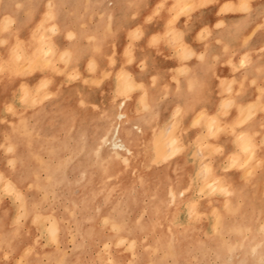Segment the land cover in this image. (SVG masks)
Listing matches in <instances>:
<instances>
[{"label": "rangeland", "instance_id": "374dc122", "mask_svg": "<svg viewBox=\"0 0 264 264\" xmlns=\"http://www.w3.org/2000/svg\"><path fill=\"white\" fill-rule=\"evenodd\" d=\"M54 1L59 5L0 0V264H264V179L257 181L250 168L240 188L226 181L233 191L229 194L203 183L216 176L211 169L207 175L198 163L219 152L215 146L209 149L206 120L197 113L194 125L203 123L205 132L193 139L195 149L186 152L177 112L167 127L145 115L140 97L141 109L131 108L133 92L142 89L128 88L121 72L134 61L132 45L123 50L119 65L115 45L107 47L113 43L97 45L95 27H105L104 38L113 36L116 1ZM124 2L120 27H133L126 32L131 43L146 24L175 27L181 15L186 20L191 12L171 0L168 19L158 25L167 0L155 1L144 15L151 1ZM237 2L247 14L245 23L254 27L249 38L264 31V14L253 15L248 0ZM231 7L227 1L221 11ZM59 17L66 27H82L87 34L82 48L75 29L69 38L83 59L79 55L75 62L77 53L61 54L56 46L54 54L45 52L52 34L48 30L40 36L38 25L60 27L55 23ZM19 18L32 27L26 40L15 33ZM34 47L47 55L37 49L30 57ZM101 51L104 65L96 59ZM125 96L128 116L143 119L146 127L143 133L134 128L121 134L132 141L129 157L110 156L103 137ZM235 126H230L234 133ZM165 128H170L166 137H176L182 148L161 161L156 151L162 144L156 140L166 141L159 135ZM183 154L192 168L178 162ZM239 156L245 163L251 159L247 152ZM9 180L21 196L10 190ZM184 187L185 196L171 202L169 190L177 193Z\"/></svg>", "mask_w": 264, "mask_h": 264}, {"label": "crops", "instance_id": "0c3cea01", "mask_svg": "<svg viewBox=\"0 0 264 264\" xmlns=\"http://www.w3.org/2000/svg\"><path fill=\"white\" fill-rule=\"evenodd\" d=\"M114 1L116 3L114 2L115 19L113 22L116 27H110L114 32L113 36L110 39L104 38L101 31L105 27H95L93 32L97 33L95 37L97 45L103 46L104 43L109 42L113 44H108L107 47L115 45L117 49L115 59L118 65L124 61L122 52L125 47L132 45L134 61L125 67L128 72L130 71L133 83L142 86V89L133 92L131 108L141 109L140 97L147 108L145 115H149L152 120L158 119L164 122L167 127L172 121L173 114L177 112L176 119L179 127L182 128L181 136L186 152L195 149L191 148V144L196 136L204 135L203 123L193 125L194 118L197 113H200V116L209 124V126L206 124L207 129L210 130L209 149L215 146L219 151L202 158L198 163V166L203 165L205 173L208 172L207 175L210 172L207 169H211L215 178H219L216 183H219L222 178L219 186L216 184L217 188H213L214 190L225 192L227 188L232 192V188H240L244 184L243 177L248 167L249 169L254 168L253 173L257 181H262L264 179V105L261 104L264 103L263 29L249 38L254 27L245 23L248 21L247 14L238 9V0H188L191 4L188 19L185 20L181 15L175 27H157L152 22L148 23L146 27H141V37L131 43L126 37V32L133 27H120L122 20L119 16L123 15V9L127 8L125 0ZM120 1L123 3L121 4ZM148 1L151 2L147 10L142 11L143 15L151 11L155 1L159 0ZM170 1L165 2V8L162 9L160 15L161 21L157 22L158 25L168 19ZM227 1L233 3L232 10L222 12L221 8ZM248 3L253 15L258 17L264 14V0H248ZM129 9L130 7L127 11H130ZM219 22L224 23L217 25ZM18 24L19 27H16L15 33L19 39L26 40L32 27H25V20L22 18H19ZM69 28L55 27L57 30L52 31L51 27H43L42 33L52 31L48 42L56 45L60 51L70 44L71 40L66 37ZM73 28L77 31L79 46L86 47L84 41L87 34L84 33V29L82 27ZM13 35L14 33L8 34L10 41L13 40ZM39 40L43 41L42 38ZM83 54V51L80 52L81 59H83ZM104 54V51L96 54L99 65L106 63ZM247 101L252 102L254 106L248 120L244 118L247 111L240 109V107L247 108ZM241 118H244L243 123H239ZM212 122L215 127L211 125ZM235 124L238 126H235L234 133L230 130V126ZM169 131L170 128L163 130L165 135ZM236 132H246L249 138L241 139L239 133L238 146ZM245 141H248L249 146L252 145L254 148H245ZM243 149L253 151V154H249V159H251L248 163H245L244 158L238 159L239 154L247 151ZM178 152L179 150L174 153L168 150L167 156L171 158ZM199 153L203 155V152ZM229 155L239 160L237 164L231 163L233 158L229 159ZM177 159L184 169L193 167L187 160V154L178 156ZM204 181L209 183L215 180L204 179ZM223 181L227 185L229 182L232 188L229 185L228 188L225 183H222ZM181 189L186 192L188 187Z\"/></svg>", "mask_w": 264, "mask_h": 264}, {"label": "bare ground", "instance_id": "6f19581e", "mask_svg": "<svg viewBox=\"0 0 264 264\" xmlns=\"http://www.w3.org/2000/svg\"><path fill=\"white\" fill-rule=\"evenodd\" d=\"M53 2H55L54 0H52ZM175 1H178V4H180L181 6H183V7H188V8H190V3L188 2V0H175ZM179 1H181L180 3H179ZM186 1V2H185ZM210 1V0H209ZM208 1V2H209ZM8 2L9 1H7V4H8ZM55 4H56V6H58L59 5V3L56 1L55 2ZM10 5V4H9ZM179 9V8H178ZM220 9V8H219ZM218 9V10H219ZM238 10V9H237ZM50 12V11H49ZM10 13V12H9ZM10 15V14H9ZM9 15H7L8 17H11V16H9ZM45 15H48L49 16V14H46L45 13ZM54 17V16H53ZM7 19V18H6ZM219 20V19H218ZM221 20V19H220ZM221 21H223V19L221 20ZM64 22H65V19L63 18V17H59V19H56V25L58 24V25H60V27L62 26V27H66L65 26V24H64ZM54 23V24H55ZM167 23V22H166ZM222 23H224V22H222ZM53 24V25H54ZM219 24H220V22H219ZM218 23H217V25H219ZM164 25H165V23H164ZM42 26H43V24H42ZM38 28H40L39 30L41 31L39 34H40V36H45V35H48L47 33H42V29H43V27H39V25H38ZM53 28V30H55V28L54 27H51V29ZM38 30V29H37ZM57 30V29H56ZM35 31V30H34ZM49 32H50V30H49ZM48 32V33H49ZM52 32V31H51ZM50 32V33H51ZM75 32L76 31H74V28L73 27H70L69 28V31H68V33H67V38L69 39L70 38V36H72V35H75ZM39 36V35H38ZM48 38H49V36H47ZM48 38H46V42H48ZM37 39V38H36ZM40 39V37H38V39L37 40H39ZM69 40H71L70 41V44L68 45V46H66V47H64L63 49H61L59 52H61V54H67L68 52H73V53H77V56L76 55H74V59H75V62L78 60V56L80 55V51H79V49L77 48L78 46H77V44H76V42H73L72 41V39H69ZM18 41V40H17ZM44 41V40H43ZM42 41V42H43ZM51 41V40H50ZM16 43L17 42H15L14 44V46L13 47H15L16 46ZM21 43V42H20ZM39 44V43H38ZM55 44V43H54ZM166 45V44H165ZM170 45V44H169ZM37 46V45H36ZM48 49H45V52H47V53H49V55L52 53V54H54V46H56V45H53V44H51V42H48ZM46 47V46H45ZM57 47V46H56ZM42 48H44V47H42ZM37 49H39V50H41V52H42V49H41V47H34V50L33 51H31L32 52V54H30L31 56L30 57H32V55H33V57L35 56V55H37V53H39V52H37L38 50ZM30 52V53H31ZM37 52V53H36ZM58 52V53H59ZM43 54H44V56H46L47 55V53H44V52H42ZM20 54V53H19ZM60 54V55H61ZM69 54V53H68ZM175 54V53H174ZM57 55V54H56ZM70 55V54H69ZM29 55H26V58L28 57ZM20 57H21V55H20ZM30 57H28V58H30ZM9 59V58H8ZM51 59V58H50ZM27 60V59H26ZM27 62V61H26ZM33 62H31V64H32ZM35 67V66H34ZM28 69V68H27ZM33 70H34V68H33ZM123 74H124V79H125V83H127L128 84V88H133V86L135 85V86H137V84H135V83H133V81H132V79H131V77H130V74H129V72H128V70H126V69H124V70H122L121 71ZM225 86H226V83H225ZM27 87V86H26ZM223 88V87H222ZM223 91V90H222ZM230 96V95H229ZM129 99V96H125V97H123L120 101H118V103H117V106H116V110H115V112H114V114H113V118H112V123H111V125H110V127H109V129H108V131H107V133H106V135H104V137H103V139L105 140V142L107 143H109V154H111L110 156H118V155H123V156H125V157H129V155L132 153V149H131V146H130V142H132L130 139H126L125 138V140L123 139V136H121V134L123 133L124 134V132L125 131H131L132 129H138L139 130V132H141V133H143V130H145V122L143 121V119L141 120V119H139V118H133L132 116H128V111H127V109H126V103H127V100ZM224 99V98H223ZM226 99V98H225ZM224 99V100H225ZM231 99V98H230ZM260 101V100H259ZM248 102V101H247ZM260 103H261V101H260ZM261 104H263L264 105V103H261ZM246 105H248L247 106V108H245V109H247V110H245L244 109V111H247V115L246 116H244V114L242 115V116H244V118H246L247 120L249 119L248 117H250L251 115H252V108L254 107L253 106V103L251 102H248V103H246ZM246 105H243V106H246ZM149 106V105H148ZM252 106V107H251ZM261 106V105H260ZM239 107V106H238ZM256 107V106H255ZM259 108H261V107H259ZM264 109V108H263ZM249 110V111H248ZM255 110H257V109H255ZM254 112V111H253ZM246 113V112H245ZM204 114V113H203ZM124 118L126 119V120H124ZM144 118V117H143ZM208 118H211V117H209L208 116ZM244 118L241 120V121H239V123L240 122H242L243 123V121H244ZM195 119H196V117H195ZM245 119V120H246ZM204 121V120H203ZM215 121V120H214ZM211 122V121H210ZM216 123V122H215ZM206 124H208V123H206ZM193 125H194V122H193ZM211 125H213V127H215V125H214V122H212V124ZM218 125V124H217ZM208 126H209V124H208ZM220 126V125H219ZM262 126V125H261ZM157 128H159V130H160V126H158ZM202 128V127H201ZM219 128V127H218ZM166 129V128H165ZM242 130V129H241ZM208 131H210V130H208ZM221 131V130H220ZM168 132V131H167ZM208 133V132H207ZM167 134V133H166ZM241 134V139H243L244 138V140H246L245 138L247 137V138H249V135H247L246 134V132L244 133V132H242V133H240ZM239 134V135H240ZM159 135L160 136H162V138H166V141H163V139L162 140H160L159 138L157 139V138H155V139H157L156 141H158L159 140V143H161L162 144V147L160 146V147H158V150L156 149V148H154L155 149V151H156V158H157V156L160 158L159 160H161V161H165V160H167V158H168V150H171L173 153L174 152H176V151H178V150H180V148L182 147V146H179L178 145V139L176 138V137H169V138H167L166 137V135H165V133L163 132V133H161V131H159ZM175 135V134H174ZM180 135V134H179ZM178 137V136H177ZM241 139H239V140H241ZM195 140V139H194ZM250 140V139H249ZM150 141V140H149ZM241 142V141H240ZM155 143V142H154ZM242 143V142H241ZM244 143V142H243ZM249 143L250 144H252V142L251 141H249ZM153 144V143H152ZM156 144V143H155ZM163 144L165 145V146H163ZM181 144V143H180ZM195 144V143H194ZM197 144V143H196ZM206 144V143H205ZM157 145V144H156ZM182 145V144H181ZM207 145H208V143H207ZM215 145V144H214ZM241 145V144H240ZM245 148H250L251 147V149H253L254 148V146H252V145H250L249 146V144H248V141H245ZM151 147V146H150ZM197 147H198V145H197ZM256 147V146H255ZM243 148V147H242ZM257 148V147H256ZM198 149V148H197ZM152 150V149H151ZM243 150H245V149H243ZM247 150V149H246ZM245 150V151H246ZM250 150H247L246 152H249ZM208 152V151H207ZM250 153H252L253 154V151L251 152H249L248 153V155L250 154ZM170 154V153H169ZM200 154V153H199ZM204 155V154H203ZM208 155V154H207ZM251 155V154H250ZM204 156H206V155H204ZM229 156H231L232 158H233V156L232 155H229ZM124 157V158H125ZM171 157V156H170ZM173 157V156H172ZM203 157V156H202ZM230 157V158H231ZM200 158V157H199ZM232 158H231V160H232ZM255 158V157H254ZM169 159V158H168ZM238 159H240V157L238 158ZM237 159V160H238ZM241 159H243V158H241ZM259 159V158H258ZM155 160V159H154ZM236 160V158L234 157L233 158V160L231 161V163L234 165V164H237V162L239 161H237ZM257 160V159H256ZM205 161V160H204ZM247 161V160H246ZM245 161V162H246ZM207 164V163H206ZM224 164V163H223ZM208 165V164H207ZM250 165V164H249ZM205 166V165H204ZM211 168V167H210ZM204 169V168H203ZM248 170H249V167L247 168ZM207 170H210L209 168L207 169ZM204 172V171H203ZM208 172H206V174H207ZM203 175V174H202ZM204 176V175H203ZM243 176V175H242ZM219 178H215V179H213V180H215L214 182L213 181H209V183L208 182H206V185H210L211 187H212V189L213 188H217V185L219 186V183L222 181V178H220V182L219 183H216V180H218ZM205 180H207V179H205ZM193 181V180H192ZM205 182V181H204ZM203 182V183H204ZM208 183V184H207ZM211 183V184H210ZM222 183H225V181H223ZM4 184V183H3ZM217 184V185H216ZM226 184V183H225ZM225 184L223 185V186H225ZM27 185V184H26ZM205 185V186H206ZM8 186H10L9 188H11L10 190H13V191H15L16 193L18 192L16 189H15V185H14V183L12 182V181H8ZM221 186V185H220ZM226 186L228 187V185L226 184ZM207 187V186H206ZM219 189L221 188L222 189V187H218ZM225 188V187H224ZM224 188H223V190H224ZM229 188V187H228ZM20 190V189H19ZM175 189H171L170 191H169V196H170V201L171 202H173L174 200H175V198H176V196H179V197H184L185 196V190H183V189H180V190H178L177 191V193L174 191ZM214 190V189H213ZM217 190V189H216ZM4 191V190H3ZM218 191V190H217ZM222 191V190H221ZM227 194H229L231 191L230 190H227V188H225V190H224ZM195 193V192H194ZM232 193H233V191H232ZM18 195L19 196H21L20 195V193L18 192ZM227 199H228V197H226ZM241 199V198H240ZM170 203V202H169ZM195 203V202H194ZM239 203V202H238ZM191 204H193V203H191ZM190 204V205H191ZM225 203H223V205H224ZM191 206H194V204L193 205H191ZM191 206L189 207L190 209H191ZM222 207V206H221ZM236 211V210H235ZM53 228H55V227H53Z\"/></svg>", "mask_w": 264, "mask_h": 264}]
</instances>
